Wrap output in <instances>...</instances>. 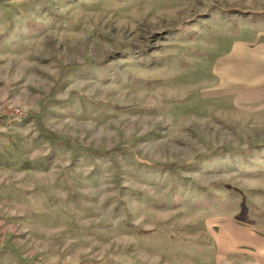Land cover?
Returning <instances> with one entry per match:
<instances>
[{"label":"rangeland","instance_id":"obj_1","mask_svg":"<svg viewBox=\"0 0 264 264\" xmlns=\"http://www.w3.org/2000/svg\"><path fill=\"white\" fill-rule=\"evenodd\" d=\"M0 264H264V0H0Z\"/></svg>","mask_w":264,"mask_h":264}]
</instances>
